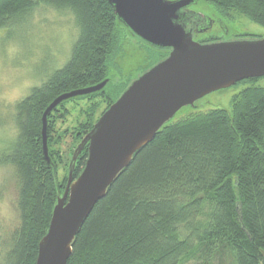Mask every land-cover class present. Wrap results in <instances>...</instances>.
I'll return each instance as SVG.
<instances>
[{
  "label": "trees",
  "instance_id": "obj_1",
  "mask_svg": "<svg viewBox=\"0 0 264 264\" xmlns=\"http://www.w3.org/2000/svg\"><path fill=\"white\" fill-rule=\"evenodd\" d=\"M202 1L264 27V0ZM41 8L70 13L78 39L67 64L13 108L17 136L0 161L12 168L18 217L0 236V264H36L63 190L53 151L55 116L70 102L105 95L121 31L130 34L108 0H0L2 55L27 35ZM141 44L156 55L150 68L168 56ZM107 79L101 92L66 101L49 116V164L42 140L46 108L62 94ZM87 158L88 147L75 179ZM68 264H264V84L243 91L230 111L212 109L162 127L94 207Z\"/></svg>",
  "mask_w": 264,
  "mask_h": 264
},
{
  "label": "water",
  "instance_id": "obj_2",
  "mask_svg": "<svg viewBox=\"0 0 264 264\" xmlns=\"http://www.w3.org/2000/svg\"><path fill=\"white\" fill-rule=\"evenodd\" d=\"M108 2L134 38L169 55L127 87L75 150L65 192L58 198L39 244L36 264H68L74 241L94 207L135 155L153 142L181 109L242 81L264 77V38L211 43L194 39L191 25L197 17L191 8L198 6L199 0ZM206 30L197 33L202 35ZM108 82L62 94L46 108L42 140L49 164V116L66 101L101 92ZM86 147V165L75 179L76 163Z\"/></svg>",
  "mask_w": 264,
  "mask_h": 264
},
{
  "label": "rangeland",
  "instance_id": "obj_3",
  "mask_svg": "<svg viewBox=\"0 0 264 264\" xmlns=\"http://www.w3.org/2000/svg\"><path fill=\"white\" fill-rule=\"evenodd\" d=\"M191 9L203 19L207 16L216 20L210 32L202 35L193 32L194 39L199 42L202 37L209 41L264 38V27L243 14L235 12L220 14L206 1L200 2ZM29 24L27 35L24 33L21 38L19 37L20 40L8 43L4 55L0 52V158L17 136V126L13 120L15 104L29 96L32 89L42 85L55 70L67 64L78 39L75 20L68 12L41 8ZM154 55L141 44L140 40L121 31L115 57L110 65L112 82L106 88L105 95L75 100L66 104L56 114L53 151L57 165V180L63 187L60 197L63 196L68 182L71 157L85 137H82L83 132L92 123L95 126L112 105L111 100L117 98L128 85L151 67L155 62L156 55ZM263 84L264 78L211 93L193 106L181 109L168 123H176L212 109L230 111L232 102L243 91ZM106 96H110V99ZM0 186L3 189L0 194L1 236L14 226L18 217L12 168L2 164L1 161Z\"/></svg>",
  "mask_w": 264,
  "mask_h": 264
},
{
  "label": "flooded vegetation",
  "instance_id": "obj_4",
  "mask_svg": "<svg viewBox=\"0 0 264 264\" xmlns=\"http://www.w3.org/2000/svg\"><path fill=\"white\" fill-rule=\"evenodd\" d=\"M191 11H193V13L191 12V14L193 16H196L197 17V20H194V23H193L194 25L193 24L191 25V28L193 29V32H195L196 34H198L197 32L205 31L208 28L209 25H211V28H210V30H206V32H210L214 28V26L216 24V20L213 19V17H208L209 19H206V18L203 19V17L202 16H199L200 14L197 15L194 12L193 9H191ZM200 20H202L201 22H203L204 24H201ZM168 55H169V53H168Z\"/></svg>",
  "mask_w": 264,
  "mask_h": 264
}]
</instances>
